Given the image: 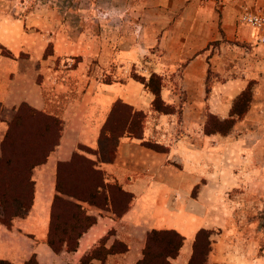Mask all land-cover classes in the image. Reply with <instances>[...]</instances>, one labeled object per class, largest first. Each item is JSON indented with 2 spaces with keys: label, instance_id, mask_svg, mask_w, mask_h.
I'll return each instance as SVG.
<instances>
[{
  "label": "crops",
  "instance_id": "1",
  "mask_svg": "<svg viewBox=\"0 0 264 264\" xmlns=\"http://www.w3.org/2000/svg\"><path fill=\"white\" fill-rule=\"evenodd\" d=\"M245 8L264 9V0H93V17L97 19L99 13L110 17L106 29L114 19L123 20L128 29H138L139 40L115 53L112 38L93 32V55L84 53L83 62L69 71L78 79L72 83L55 78L60 71L54 68L55 60L81 53L67 37L65 27L51 28L50 15L42 6L25 14L0 11V156L2 140L22 105L62 121L55 147L31 170L30 204L17 205L16 209L23 212L10 222L1 219L0 206V260L24 264L34 256L39 264H81L85 256L103 245L105 259L92 257L91 263L139 264L148 233L173 229L183 236V242L178 254L167 259L170 264H189L197 233L201 228L208 229V223L193 212L192 202L176 196L178 188L168 180L173 169L164 165L161 153L149 146L157 124L153 95L136 80L106 82L91 77L78 95L65 102L54 92L60 85L80 90L82 73L92 56L106 67L115 60L121 67L150 54L149 73L171 76L183 67L184 82H204L210 64L218 57L225 67L230 65L227 43L245 42L254 49L247 63L237 57L233 66L247 77L240 74L226 85L225 97L235 98L249 83L248 78L264 84V44H253L254 30L239 21ZM215 42H219L216 47ZM51 43L52 55L47 54ZM220 47L224 49L221 55L213 50ZM254 98L252 106L264 98V93ZM118 100L145 113L143 131L138 137L122 136L115 151L108 153L101 132ZM77 151L94 161L106 184L117 183L130 199L118 212L111 189L102 186L98 192L107 195L103 205L78 200L95 221L79 236L75 249L69 250L64 244L56 251L48 242L55 197L76 200L57 188L59 164L71 161ZM206 264H264V256L255 250L233 248L218 238L211 244Z\"/></svg>",
  "mask_w": 264,
  "mask_h": 264
},
{
  "label": "rangeland",
  "instance_id": "2",
  "mask_svg": "<svg viewBox=\"0 0 264 264\" xmlns=\"http://www.w3.org/2000/svg\"><path fill=\"white\" fill-rule=\"evenodd\" d=\"M37 6L48 11L51 28L64 26L67 37L77 51H81L55 60L54 68L60 70L55 78L61 82L78 80L69 71L83 62L84 53L93 48V32L112 38L115 53L138 43V29H128L123 20L114 19L106 29L105 24L110 17L106 19L105 13H99L97 19L93 17V0H0V11L25 14ZM252 43L264 44L256 42L254 36ZM213 44L216 47L219 42ZM253 49L245 42L227 43L225 51L229 54L230 65L225 67L218 57L210 64L204 82H184L181 79L183 67H178L171 76L155 72L163 79L160 100L156 105L155 95L145 85L153 73H149L147 63L150 54H146L144 60H135L121 67L116 60L106 67L92 56L82 73L80 90L63 89L60 85V90L57 89L54 95H59L65 102L67 98L78 95L91 78L106 82L136 80L142 83L153 95L152 109L154 118L157 117L148 143L161 153L163 164L173 169L168 180L177 186L176 196L193 203V212L208 223L213 241L219 238L233 248L255 250L259 256H264V98L252 106L256 99L254 95L264 93V84L248 78L247 86H251L252 98L247 112L241 116L231 115L236 97H225L226 85L231 78L240 74L247 77L233 66L234 59L242 57L247 63L246 58L250 57ZM213 50L221 55L224 49ZM47 54H53L52 43ZM49 92L52 95V90ZM232 117L235 122L226 134L205 131L206 128L223 127V121ZM1 212V219L10 222L3 209Z\"/></svg>",
  "mask_w": 264,
  "mask_h": 264
},
{
  "label": "trees",
  "instance_id": "3",
  "mask_svg": "<svg viewBox=\"0 0 264 264\" xmlns=\"http://www.w3.org/2000/svg\"><path fill=\"white\" fill-rule=\"evenodd\" d=\"M162 77L153 72L149 82L145 84L155 95L154 103L160 100ZM251 86H247L236 97L231 115H243L249 108L252 98ZM239 106V107H238ZM145 120V113L136 110L128 103L118 100L115 102L111 116L103 127L101 139L105 143L108 153L114 152L117 141L122 136H141ZM235 118L223 121L224 126L214 130L206 128L207 133L220 131L226 134ZM62 130V121L53 115L38 111L27 105H22L17 116L11 122L2 144L0 156V206L7 214L9 221L18 214L17 205H29L32 199V181L30 173L32 168L43 162L48 153L58 142ZM82 150L90 148L81 146ZM88 156L75 152L69 162L59 164L57 188L76 200H68L56 195L53 217L50 224L48 242L60 251L64 244L69 250L75 249L79 236L95 221V217L88 215L82 204L87 201L103 205L106 194L99 193V187L108 186L113 196L114 208L120 212L126 206L130 195L123 192L117 183L106 184L103 173L96 169ZM113 192V193H112ZM211 231L201 228L195 240L194 253L189 264H206L207 254L211 250ZM183 242V236L173 229H153L147 235L145 255L139 264H170L168 256H176ZM107 251L103 245L93 250L92 254L85 256L81 264H93L91 258L105 259ZM0 264H14L0 260ZM24 264H39L33 256ZM106 264V263H102Z\"/></svg>",
  "mask_w": 264,
  "mask_h": 264
},
{
  "label": "built area",
  "instance_id": "4",
  "mask_svg": "<svg viewBox=\"0 0 264 264\" xmlns=\"http://www.w3.org/2000/svg\"><path fill=\"white\" fill-rule=\"evenodd\" d=\"M239 21L253 28V36L256 42H264V9L251 10L245 8L239 16Z\"/></svg>",
  "mask_w": 264,
  "mask_h": 264
}]
</instances>
